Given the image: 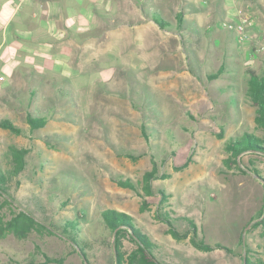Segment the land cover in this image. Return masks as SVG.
I'll return each mask as SVG.
<instances>
[{
	"label": "rangeland",
	"instance_id": "obj_1",
	"mask_svg": "<svg viewBox=\"0 0 264 264\" xmlns=\"http://www.w3.org/2000/svg\"><path fill=\"white\" fill-rule=\"evenodd\" d=\"M2 1L0 121L19 131L0 126V168L17 166V149L25 163L10 173L1 211L8 220L22 210L39 226L26 237L0 236V264H85L80 250L89 264H114L105 209L130 216L162 264H243L244 257L264 264L263 227L254 224L264 216V154L247 150L231 167L226 146L242 132L261 135L247 79L264 76V0H116L114 22L104 18L111 0H53L62 20L83 26H70L73 46L36 45L57 55L52 60L29 54V36L13 34L26 3ZM130 14L141 16L140 29L118 23ZM242 17L250 19L244 39L234 28ZM28 114L46 123L31 129ZM152 159L157 173L145 193ZM164 210L185 237L167 232L157 217ZM183 216L195 221L198 238L232 253L191 245ZM118 245L124 257L135 248L128 236Z\"/></svg>",
	"mask_w": 264,
	"mask_h": 264
},
{
	"label": "trees",
	"instance_id": "obj_2",
	"mask_svg": "<svg viewBox=\"0 0 264 264\" xmlns=\"http://www.w3.org/2000/svg\"><path fill=\"white\" fill-rule=\"evenodd\" d=\"M175 20L177 22L178 27H181L183 15L180 12H176ZM156 24L159 25L160 28H164L167 26V22L160 19L158 15H154L152 18ZM223 71V69L218 70L217 72ZM219 75V73H210L208 75L209 79H214ZM248 82V98L250 99V103L256 107V113L253 117V120L256 124V127L261 130V135L256 136L253 134H249L248 132H242L240 135H235L227 141V151H228V159L227 163L229 166H234L238 164L236 157L245 151H250L253 153H262L264 154V76H259L257 74L252 73L251 76L247 79ZM27 123L30 125L31 129H36L38 127L43 126L45 122L44 117H35L30 114L26 115ZM0 126L4 128H8L13 132H18L19 129L14 126V124L8 119H3L0 121ZM20 150H15V155L18 157L16 162L17 166H14L13 170L10 172H5L0 168V236L6 235L7 233H14L19 237H26L30 230L37 228L39 226L37 222L33 219L31 215L20 210L15 213L8 220H4L3 214L1 211L2 203L8 197V187L10 181V173L14 176L16 175L23 167L24 158L21 154H19ZM187 163L184 164V166ZM9 173V174H8ZM157 173V163L154 159H152L151 168L145 172L144 175V184L143 188L145 193H151V183L150 179L153 177V174ZM120 186L130 188L132 190H136V186L130 180H120ZM164 194L163 191H161ZM140 194V193H138ZM141 197H143L141 195ZM165 197V196H164ZM3 198V199H2ZM4 200L2 202V200ZM147 208V201L142 199V203H140V209L145 210ZM262 215V210L259 212L258 217ZM101 216L104 219L105 224L114 231L115 239H114V248L116 252V258L114 264H162L159 258L155 254V245L151 241V239L142 232L138 227L135 226L133 220L130 216L125 213L118 212L115 209H105L101 212ZM157 217L163 221L167 225V232H169L175 238L185 237L186 234H181L178 232L172 224V219L166 210L162 213H158ZM183 220L188 222V226L191 230L190 234V243L194 247L200 250H209L212 251L215 248H222L227 250V252L232 253L230 248H227L225 245H221L219 243H214L213 245L204 241L202 238H198L197 234V226L195 225V221H193L190 217L183 216L181 217ZM255 225L262 224L263 232H264V216H262L259 220H257ZM123 236H128L131 241L135 243V248L132 252L128 254L127 257H124L119 250V240ZM74 238V237H72ZM81 255L83 256V260L85 264H89L86 260V255L82 250H80ZM245 264H253L251 261L246 258Z\"/></svg>",
	"mask_w": 264,
	"mask_h": 264
},
{
	"label": "crops",
	"instance_id": "obj_3",
	"mask_svg": "<svg viewBox=\"0 0 264 264\" xmlns=\"http://www.w3.org/2000/svg\"><path fill=\"white\" fill-rule=\"evenodd\" d=\"M118 1V0H117ZM4 4L6 0L2 1ZM97 3L98 0H95ZM20 3H26L27 11L25 14L21 15L19 20L16 22V26L13 30V34L18 37H27L29 36L31 42L35 44V46H30L29 48V54L38 56V53L44 54L45 59L47 58L52 60L54 57L57 58V55L49 53V50H43L39 48L38 44H45L49 46L50 40H58L62 44L66 46H73L72 38H70V35L68 31L71 29V27H77L81 28L83 25H76V24H67L64 20L61 19L62 15V9L61 6L58 4L57 1L53 0H18L17 4ZM118 2L116 0L110 1V6L108 8L112 9L113 13L108 14V17H104L106 20L114 22V19H111V17L115 14V11L118 9ZM64 10L67 15H73L76 16L77 12L75 9L69 10V8L65 7ZM76 13V14H75ZM102 16L98 15L97 17ZM141 16H137L135 14H130L127 17H125V22H118L121 23L120 25L123 26H132L131 28L138 27L137 29H140V24L137 25L135 20H140ZM10 16L7 17V19L4 22V25L2 30L4 33L8 32V29L5 28L9 21ZM100 18V17H99ZM130 20V21H129ZM96 23V24H95ZM95 25L98 28L107 29L108 27H111V23L107 26H104L103 23L99 22L98 20H95ZM67 24V25H66ZM120 27V26H119ZM123 29V28H122ZM55 54V53H54ZM65 63H68L70 61V56H68L66 59H64ZM147 79V77H146ZM121 88L122 84L120 82H116ZM114 96V95H113ZM112 96V97H113Z\"/></svg>",
	"mask_w": 264,
	"mask_h": 264
},
{
	"label": "built area",
	"instance_id": "obj_4",
	"mask_svg": "<svg viewBox=\"0 0 264 264\" xmlns=\"http://www.w3.org/2000/svg\"><path fill=\"white\" fill-rule=\"evenodd\" d=\"M249 20L250 19L247 17H242L234 25V28L236 29L237 33L239 34L240 39H244L248 36V34H247L248 31H247L246 27L250 23ZM229 27H231V24L229 25Z\"/></svg>",
	"mask_w": 264,
	"mask_h": 264
},
{
	"label": "water",
	"instance_id": "obj_5",
	"mask_svg": "<svg viewBox=\"0 0 264 264\" xmlns=\"http://www.w3.org/2000/svg\"><path fill=\"white\" fill-rule=\"evenodd\" d=\"M261 181H262V182L264 183V180H261ZM243 238H244V237H243ZM245 261H246V260H245V257H244V261H243V264H245Z\"/></svg>",
	"mask_w": 264,
	"mask_h": 264
}]
</instances>
